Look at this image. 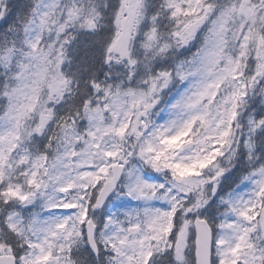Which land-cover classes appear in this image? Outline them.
Returning <instances> with one entry per match:
<instances>
[{
	"label": "snow or ice",
	"instance_id": "1",
	"mask_svg": "<svg viewBox=\"0 0 264 264\" xmlns=\"http://www.w3.org/2000/svg\"><path fill=\"white\" fill-rule=\"evenodd\" d=\"M0 264H264V0H0Z\"/></svg>",
	"mask_w": 264,
	"mask_h": 264
}]
</instances>
